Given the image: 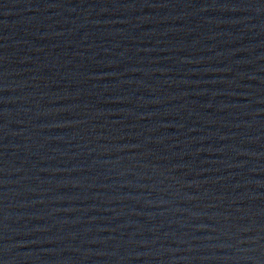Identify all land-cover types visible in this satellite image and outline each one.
Instances as JSON below:
<instances>
[{"label": "water", "instance_id": "water-1", "mask_svg": "<svg viewBox=\"0 0 264 264\" xmlns=\"http://www.w3.org/2000/svg\"><path fill=\"white\" fill-rule=\"evenodd\" d=\"M0 264H264V0H0Z\"/></svg>", "mask_w": 264, "mask_h": 264}]
</instances>
